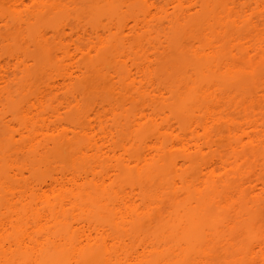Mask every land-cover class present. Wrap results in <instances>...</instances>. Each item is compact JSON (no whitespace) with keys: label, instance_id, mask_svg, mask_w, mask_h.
I'll list each match as a JSON object with an SVG mask.
<instances>
[{"label":"bare ground","instance_id":"6f19581e","mask_svg":"<svg viewBox=\"0 0 264 264\" xmlns=\"http://www.w3.org/2000/svg\"><path fill=\"white\" fill-rule=\"evenodd\" d=\"M248 1L198 0L205 20L193 43L177 49L188 62L153 87L143 66L123 61L126 31L148 34L156 16L180 25L189 0H100L82 33L86 46L75 43L80 29L69 21L32 26L35 14L68 10L63 0H0L8 33L0 43L23 26L44 51L63 37L60 55L47 58L54 78L26 86L31 99L16 106L28 58L0 60V264H264V2ZM134 5L138 13L122 22V9ZM108 48L120 67L106 80L122 100L61 118L83 95L52 92L68 89L72 61ZM135 96L141 106L127 111ZM61 141L70 156L49 161L48 145ZM25 155L38 165L20 162Z\"/></svg>","mask_w":264,"mask_h":264},{"label":"rangeland","instance_id":"374dc122","mask_svg":"<svg viewBox=\"0 0 264 264\" xmlns=\"http://www.w3.org/2000/svg\"><path fill=\"white\" fill-rule=\"evenodd\" d=\"M69 7L68 10L53 12L50 10H45L42 14H35V17L32 18V26L36 28L37 25H42L47 22L61 23L62 21H69L71 27H79L80 38H75V43L78 45H87L88 40L82 38V33L84 29L91 31V26L86 25V23L95 19L98 9L100 8V0H63ZM158 3L162 4V0H156ZM264 2V0H261ZM27 2V1H26ZM198 0H189L188 3H185L187 8H190L189 11L184 12L180 25H169L168 22L164 19H161L159 16H156L154 20H150L146 30L152 29L148 34L141 33L140 36L126 31V43L125 49H122L125 57L123 61L130 68L133 59L137 64L144 67L145 72L142 74V79L146 82L153 84V87H162L167 83L173 81V78L181 72L182 64L188 62V57L181 56L180 52L177 51L178 48H183L187 45L192 44L193 36H196L205 20L207 12L201 8V4H196ZM241 3L252 4L248 0L241 1ZM138 5H134L131 9L123 8L122 9V22L130 21V16L134 13H138ZM169 15H173L174 10L168 8ZM78 15H81L83 22L78 24L74 18ZM264 17V9L262 11L261 18ZM103 26H107L108 21L105 18L99 20ZM119 21H115L114 26H117ZM150 26V27H149ZM21 33H16L12 38L9 37V42L0 43V60L7 59L12 55H21L23 58H28L29 71L25 74H19L17 77V86L24 85V92L21 94H14L12 105L16 106L22 101L31 99L30 90L28 87L35 85L40 80H48V77H53V64H49L47 60L49 54L60 55V42L59 39L63 37H58L56 39H51L49 49L44 51L36 46H33L28 38H26V26H23ZM233 35L237 36L238 34H243L241 30H229ZM244 31H248L247 28ZM68 32V31H67ZM102 33V32H101ZM8 33L5 29L1 27L0 36L5 37ZM66 41L63 44H66L69 40L65 38ZM224 38H217L218 42H222ZM132 46L135 48V56L131 55L129 47ZM189 64V63H188ZM71 67L76 71V75L73 78V81L69 85L67 90H60L52 92L56 94L59 98H62L67 94L68 91L71 93L83 94L82 98H79V107L78 109H72L70 112L66 110L61 111V118L73 119L78 116V110H84L88 105L93 102H104L112 101L114 103H119L121 96L113 91V85H111L106 80V75L108 71L113 69H119L120 65L118 64L117 58L115 56L114 50L108 48L102 50L98 53H93L90 57H81L78 56L71 63ZM78 67L81 68V71H78ZM249 82V81H248ZM249 84V83H247ZM15 86L12 83V86ZM29 85V86H28ZM246 85V84H245ZM28 86V87H26ZM17 88V87H16ZM129 90V88H126ZM52 101V97H50ZM6 103V102H5ZM4 103V104H5ZM142 104V100L137 96L133 100L129 101L126 106L127 111L139 108ZM111 124V121L107 122ZM2 124L0 123V129ZM3 135L2 132H0ZM1 146L6 145V141L0 137ZM46 149L48 152L43 154L44 156L49 157V161L56 160L61 163L66 161L70 156L71 148L65 145L64 141L58 143V146L55 148L53 145H48ZM20 162H26L27 164L38 165L40 161L39 157L33 155L19 156ZM52 163V162H51ZM53 163L49 165H39V175L44 174L46 171L53 169ZM28 178V174H26Z\"/></svg>","mask_w":264,"mask_h":264}]
</instances>
